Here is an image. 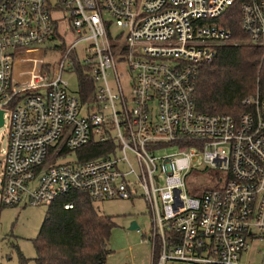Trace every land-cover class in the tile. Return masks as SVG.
<instances>
[{
	"label": "built area",
	"instance_id": "built-area-1",
	"mask_svg": "<svg viewBox=\"0 0 264 264\" xmlns=\"http://www.w3.org/2000/svg\"><path fill=\"white\" fill-rule=\"evenodd\" d=\"M235 6L246 42L264 50V0H0V129H9L0 204L50 206L75 191L144 198L151 264H247L251 245L264 255V97L245 98L238 116L195 103L198 69L238 43L224 25ZM52 41L66 53L50 76L35 55ZM81 44L101 85L86 104L63 79ZM119 61L132 74L128 96ZM108 141L105 158L68 165L61 155Z\"/></svg>",
	"mask_w": 264,
	"mask_h": 264
},
{
	"label": "trees",
	"instance_id": "trees-1",
	"mask_svg": "<svg viewBox=\"0 0 264 264\" xmlns=\"http://www.w3.org/2000/svg\"><path fill=\"white\" fill-rule=\"evenodd\" d=\"M224 25L232 29L238 43L221 47L212 64L198 69L195 103L197 110L205 114L238 116L243 111L242 101L245 98L257 92L264 97V50L246 42L238 6L225 14ZM63 48L66 49V46ZM79 84L81 102L86 104L93 101L95 82L92 77L80 73ZM113 148L112 141L104 144L93 142L74 154L65 150L61 155L63 158L75 156L76 160L67 161L68 165L83 164L107 157ZM206 173L212 177V173ZM190 194L200 195L197 192ZM95 202L89 194L80 191L56 199L48 207L38 236L32 240L36 257L27 259L18 251L19 263L108 264V257L113 252L110 248L111 237L117 223L114 217L100 214ZM68 203L73 204V208L66 209Z\"/></svg>",
	"mask_w": 264,
	"mask_h": 264
},
{
	"label": "rangeland",
	"instance_id": "rangeland-1",
	"mask_svg": "<svg viewBox=\"0 0 264 264\" xmlns=\"http://www.w3.org/2000/svg\"><path fill=\"white\" fill-rule=\"evenodd\" d=\"M51 1L54 5H57L60 0ZM62 13L65 15V12ZM112 32L119 35L122 30L113 26ZM74 39L71 35L67 39L65 38L67 45H70ZM63 47L64 45L60 41L47 42L38 47L40 52L35 55V58L41 59L47 65L50 76L60 68L66 53V49ZM77 51L80 61L78 63V59L74 55L65 61L63 79L67 83V91L79 96L80 73L85 77H92V72L91 68L86 65V61L83 60L84 44H81ZM121 63L120 61L117 63V70L121 86L128 96L131 89L132 74L127 66ZM108 81L113 92H117L113 72L109 73ZM99 87L101 85L95 83L93 93ZM8 134V125L0 129V199L2 193V164L8 145ZM69 158L71 161L76 160L74 155ZM197 165H201V161ZM204 186L206 188L213 187L210 182L204 183ZM95 206L100 214L114 217L117 223V228L113 230L111 237L110 248L113 252L108 257V264H151L152 251L147 240L150 235L152 219L149 205L144 198L136 200H101L96 201ZM48 207L26 206L17 208L4 207L0 204V264H20L18 251L27 259L36 257L32 240L38 236ZM131 217L136 219L139 224V229L136 231L128 230ZM242 262L264 264V255L256 252L255 245H251L249 252L242 257Z\"/></svg>",
	"mask_w": 264,
	"mask_h": 264
},
{
	"label": "water",
	"instance_id": "water-1",
	"mask_svg": "<svg viewBox=\"0 0 264 264\" xmlns=\"http://www.w3.org/2000/svg\"><path fill=\"white\" fill-rule=\"evenodd\" d=\"M3 123H4V120H3V112L0 111V127L3 125ZM138 229H139V224H138L137 220L136 219H133L131 217L128 230L129 231H136Z\"/></svg>",
	"mask_w": 264,
	"mask_h": 264
}]
</instances>
